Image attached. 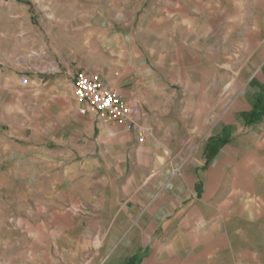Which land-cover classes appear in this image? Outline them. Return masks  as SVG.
Wrapping results in <instances>:
<instances>
[{
  "label": "crops",
  "instance_id": "obj_1",
  "mask_svg": "<svg viewBox=\"0 0 264 264\" xmlns=\"http://www.w3.org/2000/svg\"><path fill=\"white\" fill-rule=\"evenodd\" d=\"M141 7L132 63L115 47L105 65H72L139 108L142 141L80 114L72 76L15 93L18 121L0 125V264H264V0Z\"/></svg>",
  "mask_w": 264,
  "mask_h": 264
},
{
  "label": "rangeland",
  "instance_id": "obj_2",
  "mask_svg": "<svg viewBox=\"0 0 264 264\" xmlns=\"http://www.w3.org/2000/svg\"><path fill=\"white\" fill-rule=\"evenodd\" d=\"M141 3L142 0H0V125L5 123L3 127L8 128L18 121L12 110L18 105L15 93L26 89L20 83L21 76L31 80L70 77L80 71L73 66L79 60L84 65L109 63L115 47L122 53V66L132 63L129 32L138 31L136 41L142 43L141 30L146 24L142 7L137 8ZM134 19L129 25L128 20ZM152 41L158 46L157 39ZM68 63L69 68L65 67ZM50 66L56 70L43 72ZM21 97L26 114L19 121L29 126L33 98L27 94ZM23 165V170L29 172V161Z\"/></svg>",
  "mask_w": 264,
  "mask_h": 264
},
{
  "label": "built area",
  "instance_id": "obj_3",
  "mask_svg": "<svg viewBox=\"0 0 264 264\" xmlns=\"http://www.w3.org/2000/svg\"><path fill=\"white\" fill-rule=\"evenodd\" d=\"M47 67L43 72H54ZM27 78L21 76L20 83L26 84ZM73 95L80 114L93 113L98 119L134 131L138 141L145 138V128L133 118L139 114V108L132 105L115 87L106 83L98 75L87 74L80 70L72 76Z\"/></svg>",
  "mask_w": 264,
  "mask_h": 264
}]
</instances>
